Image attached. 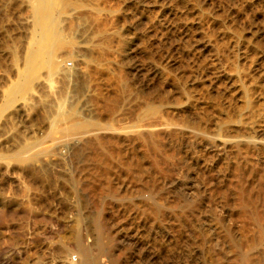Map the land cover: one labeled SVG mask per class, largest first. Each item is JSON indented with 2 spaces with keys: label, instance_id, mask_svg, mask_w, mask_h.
<instances>
[{
  "label": "rangeland",
  "instance_id": "rangeland-1",
  "mask_svg": "<svg viewBox=\"0 0 264 264\" xmlns=\"http://www.w3.org/2000/svg\"><path fill=\"white\" fill-rule=\"evenodd\" d=\"M32 2V0H0V111L2 112V114L0 112V264H55V262L56 264H61L60 261L62 259V261H64L67 256H70L69 258H66L68 261H72V259L75 261L77 254H66L62 251V248L67 242L69 243L71 241V244L73 240L75 242L79 235L85 236V233L88 235L83 237L84 243L86 242L89 244L88 242L91 241L92 243L96 240L97 232L93 229L96 225V218L98 219L99 217L105 220L106 224H104L103 227L106 231L109 229L107 232L112 233L111 236L113 237V240H110L106 236L103 237L105 247L107 243V249L110 246L114 249L113 254L109 252L111 248L109 250L106 249L101 258L102 263L115 264V261L119 258L120 260H117L119 261V264H172V258L170 255L171 246L169 243L171 225L169 221V210L167 207L169 199L173 197L174 194L184 195L191 189L192 191L194 189H200V191L203 192L205 191V188H210V185L212 187H218L221 184L224 187V185H227L232 181V178L234 179V177H232V171H234V157L232 153L223 152L218 146L220 144L219 141V143L217 141H212L215 143L212 144V137L213 139L218 137L221 138L224 134L225 137L230 135H240L245 137L248 134V136L253 137L254 135L257 139H262V141H264V0H67V2L70 3V8H68L67 11L68 13L75 9L76 11L78 10L77 12L74 11L75 15L73 16L76 20L72 18L73 21L70 26H63L65 29L64 33L66 32L64 34L65 38L69 37L68 41L66 40L69 46L61 50L59 49V51L56 52L53 64H57V68H55L56 66H53V68L51 66L49 68L44 67L37 69V75L34 74L36 76L34 82H31L29 90L22 93L17 92V95L15 94V87L19 86L18 83H24L25 75L27 73L26 60L29 52L28 50L33 47L30 45V42L33 43L31 40H33L34 37H32L34 27L30 14ZM183 4H185V6ZM85 7L87 8L85 9ZM96 8L98 11H96ZM101 8L104 9L102 10ZM90 9L93 10L90 11ZM201 12L202 15L199 17ZM94 13L99 16L104 15V17L102 16L101 18L107 20L108 27H106V30L108 28V34L113 33L112 36H115L112 40L114 41L113 44L111 42L110 51L106 53V55L108 54L107 56L98 55V53L92 52L91 50L92 44L94 41H97V33L95 32L97 26L95 25L94 20H91V15ZM192 37H195L194 40ZM123 44L126 46L124 47V50ZM158 45L160 46L157 47ZM76 46L77 48H75ZM256 48L257 50H255ZM215 49L217 51H215ZM95 57L99 58L101 62ZM159 58H161V60ZM159 60L161 61L160 63ZM186 63L190 65H187ZM162 65H165L167 68H164ZM156 66H158V68L161 67L162 69H157ZM50 68L51 70L54 69L52 70L53 72L49 70ZM153 68H156L157 70H154ZM189 68L191 69L189 70ZM160 70L164 72L165 75L167 74L166 79H168V81L166 80L167 83L164 81L166 86L165 84L161 86L163 80L159 81L161 85L157 82L158 80H155L157 77L154 76V72H161ZM182 72H185L187 75ZM168 73L170 76H168ZM192 73H195V76ZM179 74H181V77H179ZM184 74L187 77L184 76ZM236 75V80H241L240 82L243 83L241 84L238 81L239 83L237 82L234 86L229 83V80H234ZM241 75L243 76L241 77ZM173 77L178 79L176 80ZM123 78H125V81ZM181 78L183 80L190 79H188L189 83L187 82L190 86L186 83L185 88L189 89L192 87L189 89L190 91L192 90L191 93L188 92V90V97L185 98L186 95H184V99L179 96L181 93L178 94L177 92V89L179 88L177 85L181 83ZM193 79H197V82H190L193 81ZM174 82L177 83V88H175L176 86ZM244 84L246 89L249 88V94L246 90L247 95L251 94L249 98L255 103L250 104V106H253L248 109L250 110V119H248L250 124L248 123V120L246 124L245 119L243 120L242 118L243 122H245L243 123L245 127H242L244 125L241 127L238 125L239 127L232 126L234 129H231L232 123L230 122L233 121L234 116L241 119V117L239 118L241 114L239 112L242 110V114L245 112L247 113L245 107L247 108L248 105L245 106L247 103L244 104L245 99H243L245 98L243 95V90H245V86H243ZM202 85L203 87L206 86L205 89H203ZM241 85L243 86V89L241 88ZM195 86H198V89H196ZM193 87H195V89ZM164 91L167 94H165ZM12 94L13 96L17 95L16 100L15 97L14 99L12 98ZM115 94L117 95L113 96ZM190 94L192 95L190 96ZM110 95L113 97L121 95V97L119 96L118 98H115L116 100L118 99L117 101H113L114 103L118 102L116 105H113L112 102H110V106L108 105L109 107L113 106V108H116V111L112 108V111H115L113 112L115 115H112V120L109 122L103 120V122L101 118L105 116L106 111L108 112V109L105 108L104 104L106 103V100L107 104L109 103L108 101L112 97ZM193 96L195 98H192ZM242 96L243 98H241ZM9 97L15 101L12 102V100L11 105ZM155 98L157 100L159 98V100H162V103L160 102L161 105L160 103L158 104L159 100L157 101ZM197 98H199V100H197ZM115 99L113 98V100ZM148 99H150L149 102H147ZM166 100L168 105H163L167 104L166 102H163ZM75 101L77 102L76 104ZM246 101L248 100L246 99ZM8 102H10L9 105ZM63 103L65 105H72L74 103L77 106V110H79V115L82 114V116H80L81 119L93 120L99 123L95 126V129L93 127L91 128V131L89 130L90 132L88 131L89 133H85V136L90 133L93 134L96 130L94 133L101 132L103 133V136L109 135L115 140V142H117L115 144H118L117 146L119 148L116 145L114 146L116 147L114 154L120 153V157L116 156V158L114 155L112 163H109L110 165L108 166V170L112 171V173L111 171L108 173L110 178L109 181H111L110 183L114 184V186L116 185L115 188L117 194H110L109 197L104 198L105 200L102 199V202H99L100 200H98V196L95 195L96 193L98 194L100 185L98 186V183L95 184V186L97 185L96 189H99L96 190L93 188L97 191L96 192L95 190H91L93 185L90 184L93 179L92 174L96 173L94 169L98 170L96 163L86 159V157H83L82 159L80 157L77 158L76 155H71L70 152H67V147L65 148L66 144H68V146L71 144L72 147L73 142L76 143L77 140L80 139L79 136L84 138V135L63 138L64 136L60 131H56V133H58L57 135L55 132H53L55 135H49L51 130L50 125L54 122L57 115V107L59 108V106L64 105ZM151 103L155 105L157 104V110L161 106L159 111L163 109L162 113L166 110V116L164 113L162 115L166 118L169 117V119L172 118L171 120H177V122L174 123H180V121L183 122L188 117V122L196 123V125H198L197 128L200 124V127L205 131V137L199 136L200 138L203 137L202 139L199 137L191 138L189 134H187L186 137V134H180V136L166 141V148L164 147V144L163 147H161V149H163L161 150L162 152L159 150V154L157 155L156 153H158V151L154 152L149 147L148 150H146L147 148H143L144 144L140 142L138 136L136 137L137 133L135 131L138 130L136 128H139L142 125L145 118H142L141 121L140 116L143 115L142 117H145L146 113L143 112H146L147 107ZM169 103H172L173 106ZM187 103L191 106V103L196 104L192 107H189L190 105L188 104L187 107ZM184 104L185 108L188 109L183 108ZM174 105L177 106L174 107ZM179 105L182 106L181 108L183 109H181ZM164 106L169 107L164 108ZM171 107L175 108L174 112L176 111L177 113L175 112V114H173L174 112ZM176 107L179 108V111ZM182 110L187 114L183 113V115L186 116V119H183L185 116L183 117L181 113ZM192 111H194V114ZM232 112L235 115H233ZM169 113L171 116L168 115ZM178 113H180L181 116H179L180 114L177 115ZM226 113L229 114L231 119L233 116V119L231 120L229 119L230 117H228L226 120V117L228 116ZM178 116L180 117V120L178 119ZM193 117H196L197 120L200 121L198 122L195 120L196 118ZM115 118L117 120H114ZM202 118L204 121H202ZM222 118L225 122L220 121ZM238 119L236 121H238ZM135 124L139 126L137 127ZM226 124H228V128H226ZM223 125L225 129L224 127L222 129L224 130L220 128ZM131 127L132 129H130ZM246 127L248 128L245 129ZM102 129L104 130L102 131ZM248 129H250V131H248ZM219 130L221 132H218ZM219 134H222L221 137L218 136ZM52 136L55 137L51 140ZM209 138L210 141L208 140ZM140 143H142L143 146ZM52 145L57 147V149ZM28 146L29 148L31 146L30 149H32V151L28 149L29 151L27 153H30L28 155L26 153L27 150H25V153L23 152V154L26 155L24 156L22 154L23 157L21 156V158L25 157L24 159L19 158L20 160H17L16 157H13L16 156L14 154L23 151ZM15 149L17 150L13 151ZM43 149L45 150L43 151ZM168 151L170 155L168 154ZM145 152L147 153L145 154ZM61 153L66 157L64 158ZM165 154L168 155L166 156ZM263 154L264 150L253 152L249 161H251V164L253 165H261L260 167L264 168ZM153 155L157 157L158 161ZM192 156H194V158H192ZM253 156L254 158H252ZM223 160H225V162ZM241 162L243 163V161ZM242 163L240 165L244 167L245 163ZM153 165L158 166L156 168ZM158 171H160V173H158ZM199 175L200 177H198ZM88 176H91L90 178L92 179ZM202 176L204 177L202 178ZM193 186H196V188ZM147 187L150 188V190L154 187L153 191L151 190V194H153L152 200L157 201L162 199L163 206L160 208V214L157 217L158 219L153 217L155 215L153 212H150V207H148L151 206L153 202L147 201L140 196L139 191L141 189L145 190ZM175 190L178 191L176 192ZM118 192L120 194H118ZM151 194L150 196L152 197ZM166 197L168 198L166 199ZM217 197L218 196L215 198V202L218 203L217 206L222 207L223 203L221 202V199ZM146 204H148V206ZM218 209V213L221 214L220 208ZM98 214L100 216H98ZM163 219L166 220L164 221ZM75 226L77 227L75 228ZM87 229L89 231H87ZM137 241H140L144 245L143 250L135 247ZM112 243H114V245L108 246ZM168 248L170 249L168 250ZM60 249L65 253L62 254L64 257L61 256ZM68 261L65 260V262Z\"/></svg>",
  "mask_w": 264,
  "mask_h": 264
},
{
  "label": "bare ground",
  "instance_id": "bare-ground-1",
  "mask_svg": "<svg viewBox=\"0 0 264 264\" xmlns=\"http://www.w3.org/2000/svg\"><path fill=\"white\" fill-rule=\"evenodd\" d=\"M32 4H31V18H32V23H33V27H34V33L32 35L33 37V43L30 42L33 47L32 49L28 50V56H27V63H26V68H27V73L25 75V80H24V83L23 84H19V86H16L15 87V94H17V92H24V91H27L29 90L30 88V84L31 82L33 81L34 82V79H35V76L37 75L36 74V70L39 69V68H46V67H51L53 68V66L55 67L56 65H54L53 63V60H54V56H56V52L59 51V49H63L67 46H69V44L67 43L68 41V38H65V29L63 28V26H70V24L72 23V18H74L73 16L75 15V10L71 11V12H67L68 11V8H70V3L67 2V0H32ZM86 1V0H85ZM97 1V0H96ZM108 1V0H107ZM181 1V0H180ZM185 1V0H184ZM81 2V1H80ZM84 2V1H82ZM75 3V2H74ZM80 4V3H79ZM100 4V3H99ZM97 4V5H99ZM107 4V3H106ZM160 4V3H159ZM88 5V4H87ZM86 5V6H87ZM108 5V4H107ZM113 5V4H112ZM185 6V4H183ZM181 6V5H180ZM199 6V5H198ZM76 7V6H75ZM88 7V6H87ZM85 7V9L87 8ZM96 7V6H95ZM104 7V6H103ZM111 7V6H110ZM117 7V6H116ZM30 8V7H29ZM99 8V6H98ZM186 8V7H185ZM184 8V9H185ZM193 8V7H192ZM204 8V7H203ZM78 9V8H77ZM89 9V7H88ZM97 9V8H96ZM102 9V8H101ZM104 9V8H103ZM102 9V10H103ZM117 9V8H116ZM160 9V8H159ZM199 9V8H198ZM205 9V8H204ZM93 10V9H92ZM90 9V11H92ZM95 10V9H94ZM119 10V9H118ZM137 10V9H136ZM140 10V9H139ZM75 11V12H74ZM83 11V9H82ZM86 11V10H85ZM88 11V10H87ZM98 11V9L96 10ZM124 11V10H123ZM154 11V10H153ZM195 11V10H194ZM95 12V11H93ZM102 12V11H101ZM100 12V13H101ZM121 12V11H120ZM143 12V11H142ZM200 12V11H199ZM198 12V13H199ZM82 13V12H81ZM84 13V12H83ZM88 13V12H87ZM111 13V12H110ZM77 14V13H76ZM92 14V13H91ZM99 14V12H98ZM88 15V14H87ZM118 15V14H117ZM146 15V14H145ZM149 15V14H148ZM189 15V14H188ZM193 15V14H192ZM200 15H202V12L201 14H199V17ZM80 16V15H79ZM104 17V15H102ZM101 15H97L96 13H94L93 15H91V20H94V23L95 25L97 26V30H95V32L97 33V41L92 44V52H96L98 53V55L100 54L101 56L102 55H106V53H108L110 50V45H111V42L113 44L114 41L113 38H115V36L113 37L112 34H108L107 30H106V27L107 26V20L101 18L102 17ZM111 16V15H110ZM180 16V15H179ZM186 16V15H185ZM197 16V15H196ZM210 16V15H209ZM76 17V16H75ZM148 17V16H147ZM164 17V16H163ZM187 17V16H186ZM87 18V17H86ZM106 18V17H105ZM195 18V16H194ZM193 18V19H194ZM197 18V17H196ZM76 20V18H74ZM111 19V18H110ZM191 19V18H190ZM81 20V19H80ZM171 20V19H170ZM179 20V19H178ZM192 20V19H191ZM200 20V19H199ZM122 21V20H121ZM134 21V20H133ZM81 22V21H80ZM182 22V21H181ZM194 22V21H193ZM216 22V21H215ZM93 23V21H92ZM93 23V24H94ZM113 23V22H112ZM118 23V22H117ZM127 23V22H126ZM212 23V22H211ZM172 24V23H171ZM192 24V23H191ZM126 25V24H125ZM135 26V24H134ZM74 27V26H73ZM80 27V26H79ZM113 27V26H112ZM75 28V27H74ZM96 28V27H95ZM146 28V27H145ZM177 28V27H176ZM139 29V28H138ZM175 29V28H174ZM68 30V29H67ZM119 30V29H118ZM143 30V29H142ZM151 30V28H150ZM167 31V30H166ZM165 31V32H166ZM169 31V30H168ZM194 31V30H193ZM198 31V30H197ZM202 31V29H201ZM212 31V30H211ZM148 32V31H147ZM75 33V32H74ZM174 33V32H173ZM83 34V33H82ZM120 34V33H119ZM165 34V33H164ZM188 34V33H187ZM71 35V34H70ZM73 35V34H72ZM191 35V33H190ZM189 35V36H190ZM195 35V34H194ZM193 35V36H194ZM213 35V34H212ZM121 36V35H120ZM149 36V35H148ZM151 36V35H150ZM188 36V37H189ZM202 36V35H201ZM73 37V36H72ZM159 37V36H158ZM187 37V39H188ZM196 37V36H195ZM194 37V38H195ZM203 37V36H202ZM121 38V37H120ZM133 38V37H132ZM194 38L192 37V39L194 40ZM118 39V38H116ZM191 39V38H190ZM191 39V40H192ZM203 39V38H201ZM67 40V41H66ZM149 40V39H148ZM173 40V39H172ZM189 40V39H188ZM187 40V41H188ZM204 40V39H203ZM206 40V39H205ZM249 40V39H248ZM190 41V40H189ZM239 41V40H238ZM236 41V42H238ZM83 42V41H82ZM85 42V41H84ZM195 42V41H194ZM209 42V41H208ZM160 43V42H159ZM197 43V42H196ZM241 43V42H240ZM143 44V43H142ZM183 44V43H182ZM185 44V43H184ZM214 44V43H213ZM237 44V43H236ZM235 44V45H236ZM73 45V44H72ZM85 45V44H84ZM124 45V44H123ZM195 45V44H194ZM207 45V44H206ZM205 45V46H206ZM215 45V44H214ZM234 45V46H235ZM259 45V44H258ZM74 46V45H73ZM117 46V45H116ZM122 46V45H120ZM160 45H158L157 47H159ZM124 47H126L125 45L123 46V50H124ZM146 47V46H145ZM154 47V46H153ZM179 47V46H178ZM177 47V48H178ZM191 47V46H190ZM77 48V46L75 47ZM74 48V49H75ZM214 48V47H213ZM217 48V47H216ZM261 48V47H260ZM72 49V48H70ZM73 49V50H74ZM126 49V48H125ZM140 49V48H139ZM187 49V48H186ZM77 50V49H76ZM118 50V49H117ZM203 50V49H202ZM201 50V51H202ZM210 50V49H209ZM257 50V48L255 49ZM69 51V50H68ZM113 51V50H112ZM184 51V50H183ZM215 51H217L215 49ZM80 52V50H79ZM118 52V51H116ZM127 52V50H126ZM133 52V51H132ZM158 52V51H157ZM83 53V52H82ZM155 53V52H154ZM161 53V52H160ZM192 53V52H191ZM196 53V52H195ZM212 53H217V52H212ZM258 53V52H256ZM74 54V53H73ZM188 54V53H187ZM194 54V53H193ZM211 54V53H210ZM68 55V54H67ZM93 55V54H92ZM125 55V54H124ZM127 55V54H126ZM185 55V54H184ZM199 55V54H198ZM216 55V54H215ZM223 55V54H222ZM58 56V55H57ZM62 56V54H61ZM60 56V57H61ZM115 56V55H114ZM159 56V55H158ZM196 56V55H195ZM235 56V55H234ZM134 57V56H133ZM218 57V56H217ZM57 58V57H55ZM70 58V57H69ZM75 58V57H74ZM96 58V57H95ZM116 58V57H115ZM139 58V57H138ZM194 58V57H193ZM216 58V57H215ZM226 58V57H225ZM58 59V58H57ZM72 59V58H71ZM70 59V60H71ZM96 59H99V58H96ZM108 59V58H107ZM119 59V58H118ZM154 59V58H153ZM152 59V60H153ZM161 60V58H159ZM189 59V58H188ZM197 59V57H196ZM202 59V58H201ZM222 59V58H221ZM109 60V59H108ZM130 60V59H129ZM128 60V61H129ZM159 60V63L161 62ZM173 60V59H172ZM177 60V59H176ZM183 60V59H182ZM191 60V59H190ZM226 60V59H225ZM25 61V62H26ZM91 61V60H90ZM93 61V60H92ZM100 61V59H99ZM103 61V60H102ZM115 61V60H114ZM118 61V60H117ZM158 61V60H156ZM169 61V60H168ZM189 61V60H188ZM195 61V60H194ZM198 61V60H197ZM219 61V60H218ZM217 61V62H218ZM229 61V60H228ZM227 61V62H228ZM235 61V60H234ZM94 62H95V59H94ZM101 62V61H100ZM154 62V61H153ZM179 62V61H178ZM186 62V60H185ZM203 62V61H202ZM67 63V62H66ZM122 63V62H121ZM158 63V62H157ZM205 63V62H204ZM213 63V62H212ZM60 64V63H59ZM79 64V63H78ZM187 65H190L188 63H186ZM199 64V63H198ZM202 64V63H201ZM217 64V63H216ZM67 65V64H66ZM99 65V64H98ZM97 65V66H98ZM166 65V64H165ZM165 65H162L164 66V68H167L165 67ZM168 65V64H167ZM194 65V64H193ZM60 66V65H59ZM103 66V65H102ZM101 66V67H102ZM111 66V65H109ZM125 66V65H123ZM207 66V65H206ZM205 66V67H206ZM223 66V65H222ZM230 66V65H229ZM232 66V65H231ZM118 67V66H117ZM120 67V66H119ZM180 67V66H179ZM57 68V66L55 67ZM61 68V67H60ZM75 68V67H74ZM73 68V69H74ZM144 68V67H143ZM157 69H160L158 68V66H156ZM155 68V69H156ZM183 68V67H182ZM199 68V67H198ZM222 68V67H221ZM232 68V67H231ZM114 69V68H113ZM134 69V68H133ZM154 69V68H153ZM154 69V70H155ZM156 69V70H157ZM162 69V68H161ZM169 69V68H168ZM167 69V70H168ZM174 69V68H173ZM185 69V68H183ZM191 68H189L190 70ZM215 69V67H214ZM235 69V68H234ZM233 69V70H234ZM237 69V68H236ZM241 69V67H240ZM48 70V69H47ZM51 70V68L49 69ZM54 70V69H52ZM51 70V71H52ZM107 70V69H105ZM172 70V68H171ZM170 70V71H171ZM176 70V69H175ZM182 70V69H181ZM187 70V69H186ZM221 70V69H220ZM25 71V72H26ZM88 71V70H87ZM161 71V70H160ZM164 71V69H163ZM204 71V70H203ZM202 71V72H203ZM217 71V70H216ZM241 71V70H240ZM38 72V71H37ZM50 72V71H49ZM53 72V71H52ZM62 72V71H61ZM68 72V71H67ZM84 72V71H83ZM122 72V71H121ZM150 72V71H149ZM154 72V71H153ZM165 72V71H164ZM164 72H154V76L157 77V79L155 80H158L157 82L159 83V81L163 80L162 81V85L163 86L165 83L164 81L167 83L168 79H166V76L167 74L165 75ZM176 72V71H175ZM191 72V71H190ZM189 72V73H190ZM194 72V71H193ZM218 72V71H217ZM66 73V72H65ZM117 73V71H116ZM182 73H185V72H182ZM196 73V72H195ZM195 73H192L194 74L195 76ZM214 73V72H213ZM228 73V72H227ZM243 73V72H242ZM25 74V73H24ZM23 74V75H24ZM36 74V75H34ZM68 74V73H67ZM89 74V73H88ZM141 74V73H140ZM186 74V73H185ZM184 74V76H186ZM219 74V73H218ZM238 74V73H236ZM245 74V73H244ZM22 75V74H21ZM60 75V74H59ZM65 75V74H64ZM70 75V74H69ZM121 75V74H120ZM181 74H179V77ZM191 75V74H190ZM189 75V76H190ZM197 75V74H196ZM202 75V74H201ZM212 75V74H211ZM66 76V75H65ZM71 76V75H70ZM90 76V75H89ZM124 76V75H123ZM122 76V77H123ZM168 76L169 73H168ZM240 76V75H239ZM243 75H241L242 77ZM20 77V76H19ZM22 77V76H21ZM34 77V78H33ZM40 77V76H39ZM85 77V76H84ZM92 77V76H91ZM138 77V76H137ZM145 77V76H144ZM154 77V78H155ZM183 77V76H182ZM187 77V76H186ZM214 77V76H213ZM230 77V76H229ZM232 77V76H231ZM38 78V76H37ZM41 78V77H40ZM55 78V77H54ZM67 78V77H66ZM126 78V77H125ZM125 78L124 81H125ZM153 78V79H154ZM174 79H176L175 77H173ZM191 78V77H190ZM197 78V77H196ZM240 78V77H238ZM244 78V77H243ZM247 78V77H246ZM33 79V80H32ZM105 79V78H104ZM112 79V78H111ZM172 79V78H171ZM178 79V78H177ZM176 79V80H177ZM182 79V78H181ZM189 79V78H188ZM188 79H185V80H181V83L179 85H177L179 88L177 89V92L178 94L181 93V95H179L180 97H184V95H186L185 98L188 97L187 95V91L189 89L185 88L186 86V83L188 82ZM231 79V78H230ZM234 79V78H232ZM237 79V75H236V78L234 80H229V83H231V85H234L237 84V82L241 81V80H236ZM242 79V78H240ZM21 80V78H20ZM39 80V79H38ZM69 80V79H67ZM93 80V79H92ZM95 80V79H94ZM116 80V79H115ZM131 80V79H130ZM167 80V81H166ZM173 80V79H172ZM190 80V79H189ZM197 80V79H196ZM193 79V81H190V82H194L196 81ZM206 80V79H205ZM247 80V79H246ZM106 81V79H105ZM121 81V80H120ZM128 81V80H127ZM126 81V82H127ZM199 81V80H198ZM210 81V80H209ZM217 81V80H216ZM243 81V80H242ZM19 82V81H18ZM70 82V81H69ZM114 82V81H113ZM125 82V83H126ZM176 82V81H175ZM174 82V83H175ZM197 82V81H196ZM238 82V83H239ZM86 83V82H85ZM120 83V82H119ZM170 83V82H168ZM189 83V82H188ZM187 83L188 86H190L189 84ZM202 83V82H201ZM241 83V82H240ZM243 83V82H242ZM241 83V84H242ZM245 83V82H244ZM252 83V81H251ZM34 84V83H33ZM39 84V83H38ZM60 84V83H59ZM105 84V83H104ZM111 84V83H110ZM129 84V83H128ZM171 84V83H170ZM177 83H175V86H176ZM197 84V83H196ZM199 84V82H198ZM197 84V85H198ZM203 84V83H202ZM213 84V83H212ZM224 84V83H223ZM259 84V83H257ZM61 85V84H60ZM89 85V84H88ZM106 85V84H105ZM157 85V84H156ZM169 85V84H167ZM172 85V84H171ZM174 85V84H173ZM182 85V86H181ZM194 85V84H193ZM204 85V84H203ZM202 85V87H203ZM221 85V84H220ZM239 85V84H238ZM249 85V84H248ZM247 85V86H248ZM253 85V84H252ZM124 86V85H123ZM127 86V85H126ZM166 86V84H165ZM164 86V87H165ZM174 86V87H175ZM177 86L175 88H177ZM201 86V85H200ZM218 86V85H217ZM222 86V85H221ZM226 86V85H225ZM242 86V85H241ZM240 86V87H241ZM245 86V84L243 85ZM243 86L241 87L243 89ZM163 87V88H164ZM196 87V86H195ZM195 87H193L195 89ZM206 87V86H205ZM205 87H203V89H205ZM33 88V87H32ZM88 88V86H87ZM91 88V87H90ZM140 88V87H139ZM173 88V87H171ZM201 88V87H200ZM229 88V87H228ZM236 88V87H235ZM245 90L243 95L245 98H243V96L241 98L246 99L248 101H244V104L245 106H247V108L245 107V109H247V113L245 114H242V110L239 116V118L241 117V119H238V117L234 116V119H233V116H232V119L233 121H231L230 123H232L231 125V129H234L232 128L233 127H241L242 125H244L243 123V120L245 119L246 121V124H247V120L250 119V110H248L250 107V104L253 103V101L251 100V98H249L250 95H247V92L249 94V88L246 89V86L244 87ZM35 89V87H34ZM73 89V88H72ZM108 89V88H107ZM119 89V88H118ZM193 89V90H194ZM196 89H198V86L196 87ZM202 89V88H201ZM217 89V88H216ZM221 89V88H220ZM226 89V88H225ZM240 89V88H239ZM59 90V89H58ZM85 90V89H84ZM133 90V89H132ZM141 90V89H140ZM175 90V89H174ZM241 90V89H240ZM247 90V92H246ZM31 91V89H30ZM37 91V90H36ZM69 91V90H68ZM116 91V90H115ZM162 91V90H161ZM176 91V90H175ZM174 91V92H175ZM192 91V90H191ZM191 91L189 90L188 92L191 93ZM196 91V90H195ZM199 91V90H198ZM207 91V90H205ZM242 91V90H241ZM38 92V91H37ZM165 92V91H164ZM172 92V91H171ZM170 92V93H171ZM237 92V91H236ZM116 93V92H115ZM176 93V92H175ZM199 93V92H198ZM253 93V92H252ZM256 93V92H255ZM254 93V94H255ZM4 94V93H3ZM14 94V95H15ZM39 94V93H38ZM98 94V93H97ZM120 94V93H119ZM165 94H167L165 92ZM172 94V93H171ZM195 94V92H194ZM193 94V95H194ZM205 94V93H204ZM221 94V93H220ZM18 95V94H17ZM16 95V96H17ZM99 95V94H98ZM117 94L113 95V96H116ZM137 95V94H136ZM163 95V94H162ZM183 95V96H182ZM192 94H190L191 96ZM218 95V94H217ZM242 95V93H241ZM240 95V96H241ZM16 96H13L12 94V98L14 99L15 97V100H16ZM61 96V95H60ZM91 96V95H90ZM112 96V95H110ZM111 97L110 100L108 101L109 103L107 104V100L105 101L106 103L104 104L105 105V108L108 109V112L106 111L105 113V116L102 117V121L106 120V121H110L112 120V115L114 114L113 112H115L116 108H113L112 107H109L110 106V102L113 103V105L118 102H113V101H117L115 98H118L119 96L121 97V95H118V97ZM130 96V95H129ZM149 96V94H148ZM171 96V95H170ZM211 96V95H210ZM220 96V95H219ZM254 96V95H253ZM11 97V96H10ZM9 97V98H10ZM109 97V96H107ZM106 97V98H107ZM139 97V96H138ZM147 97V96H146ZM159 97V96H158ZM71 98V97H70ZM98 98V97H96ZM105 98V99H106ZM113 98L115 100H113ZM140 98V97H139ZM145 98V97H144ZM172 98V97H171ZM190 98V97H189ZM192 98H195L194 96ZM191 98V99H192ZM200 98V97H199ZM199 98H197V100H199ZM203 98V97H202ZM208 98V97H206ZM210 98V97H209ZM220 98V97H219ZM254 98V97H252ZM11 99V98H10ZM9 101L11 102L13 99H11ZM27 99V98H26ZM62 99V98H61ZM73 99V98H72ZM156 99V98H155ZM160 99V98H159ZM158 99V100H159ZM176 99V98H174ZM173 99V100H174ZM180 99V98H179ZM184 99V98H183ZM182 99V100H183ZM251 101H250V100ZM55 100V99H54ZM91 100V99H89ZM99 100V99H97ZM120 100V99H119ZM124 100V99H123ZM144 100V99H143ZM150 99H148L147 102H149ZM157 100V99H156ZM157 100V101H158ZM171 100V99H170ZM181 100V99H180ZM208 100V99H207ZM218 100H221V99H218ZM73 101V100H72ZM94 101V99H93ZM92 101V102H93ZM179 101V100H178ZM177 101V103H178ZM189 101V100H188ZM187 101V102H188ZM195 101V100H194ZM255 101V100H254ZM8 102V105L9 103ZM12 102H15L14 100ZM12 102L10 103V105L12 104ZM47 102V101H46ZM86 102V101H85ZM104 102V101H103ZM143 102V101H142ZM152 102V101H150ZM162 103V100H159L158 104L159 103ZM164 103L166 102L167 103V100L166 101H163ZM186 102V100H185ZM192 102V101H191ZM251 102V103H250ZM1 103V102H0ZM65 103V102H64ZM63 103V104H64ZM71 103V102H70ZM69 103V104H70ZM77 102L75 101V104ZM94 103V102H93ZM154 103V101H153ZM149 104V106L147 107V110L146 112H143V113H146L145 114V117H141V121H142V118L144 119L143 122H142V125L139 127V128H136L138 130H136L135 132L137 133L136 137L138 136L140 142V144H142L143 148L146 147L148 150V147L151 148L152 151L154 152H157V154H159V150H163L161 149V147H164L166 148V141H168L169 139H173L175 137H178L180 136V134H186L185 137L187 136V134H189V136L191 138H195V137H199V136H203L205 137V131H203V129L200 127L201 125L199 124V127L197 128L198 125H196V123H190L188 122V117L186 119V116L183 115V110H182V115L183 117L185 116V118L183 119H186L184 120L183 122L180 121V123H174V122H177V120L173 121L171 119H169V117H165V112L166 110L163 112L164 115H162V110H160V107L159 109L157 110L156 108V105L155 104ZM157 103V102H156ZM180 103V102H179ZM181 103H184V102H181ZM232 103V102H231ZM50 104V103H49ZM66 104V103H65ZM61 105L59 106V108L57 107V115L55 117V120L53 123H51L50 125V136L51 134L52 135H55L53 134V132L56 133V131H60L62 133V135L64 136L63 138H70V137H74L76 135H84L85 133H87L89 130L91 131L94 127V129L96 128L95 126L98 125L99 123L96 122V121H93V120H86V119H81L80 116H82V114L79 115V110H77V106L73 103L72 105ZM96 104V103H95ZM94 104V105H95ZM147 104V103H146ZM145 104V105H146ZM170 104V103H169ZM172 104V103H171ZM170 104V105H171ZM186 104V103H185ZM185 104H184V109H188V108H185ZM188 104L187 103V107H188ZM192 106L195 105L193 103H191ZM255 104V103H253ZM84 105V104H83ZM92 105V106H94ZM109 105V106H108ZM123 105V104H122ZM155 105V107H154ZM163 105H168L167 104H163ZM163 105H162V108H163ZM169 105V106H170ZM178 105V104H177ZM177 105H174L177 106ZM181 105V104H180ZM179 105V106H180ZM190 105V104H189ZM53 106V105H52ZM55 106V105H54ZM97 106V105H95ZM101 106V105H100ZM108 106V107H107ZM118 106V105H117ZM115 106V107H117ZM169 106H166L167 108ZM173 106V104H172ZM183 106V104H182ZM180 106V108L182 107ZM191 105L189 107H192ZM215 106V105H214ZM220 106V105H219ZM243 106V105H242ZM259 106V105H258ZM24 107V106H23ZM36 107V106H35ZM164 106V108H166ZM229 107V106H228ZM241 107V106H240ZM28 108V107H27ZM40 108V107H39ZM87 108V107H86ZM100 108V107H99ZM98 108V109H99ZM104 108V107H103ZM115 111H112L113 109ZM177 110L179 109L178 107H176ZM181 108V109H183ZM194 108V107H193ZM216 108V107H215ZM223 108V107H222ZM170 109V108H169ZM173 109V112L175 110V108H172ZM244 109V110H245ZM144 110V111H145ZM197 110V109H196ZM224 110V109H223ZM28 111V110H27ZM89 111V110H88ZM98 111V110H97ZM104 111V110H103ZM118 111V110H117ZM161 113H159V112ZM179 111V110H178ZM191 111V110H190ZM220 111V110H219ZM1 112V111H0ZM176 112V111H175ZM175 112L173 114H175ZM193 114H194V111H192ZM224 112V111H223ZM234 112V110H233ZM232 112V114H233ZM237 112V111H236ZM51 113V112H50ZM88 113V112H87ZM92 113V111H91ZM97 113V112H96ZM103 113V112H102ZM171 113V112H170ZM170 113L168 114L169 116ZM177 113V112H176ZM2 114V112H1ZM25 114V113H24ZM44 114V113H43ZM84 114V113H83ZM93 114V113H92ZM100 114V112H99ZM161 114V115H160ZM167 114V113H166ZM172 114V116H173ZM180 113H178L177 115H179ZM186 114V113H184ZM189 114V113H188ZM222 114V113H221ZM227 114V113H226ZM104 115V114H103ZM115 115V114H114ZM187 115V114H186ZM197 115V114H196ZM202 115V114H201ZM228 116L226 117V120L229 116V114H227ZM235 115V114H233ZM239 115V114H238ZM122 116V115H121ZM120 116V117H121ZM181 116V114L179 115ZM178 116V117H179ZM203 116V115H202ZM216 116V115H215ZM26 117V115H25ZM91 117V116H90ZM177 117V118H178ZM190 117V116H189ZM34 118V117H33ZM93 118V117H91ZM90 118V119H91ZM96 118V117H95ZM94 118V120H95ZM98 118V117H97ZM124 118V117H123ZM192 118V117H191ZM193 118H196V117H193ZM238 121H236L237 119ZM243 118V120H242ZM22 119V118H21ZM44 119V118H43ZM49 119V118H48ZM129 119V118H127ZM180 120V117L178 118ZM190 119V118H189ZM203 119V118H202ZM231 119V117L229 118ZM231 119V120H232ZM260 119V118H259ZM99 120V119H98ZM114 120H117L116 118ZM178 120V121H179ZM192 120V119H191ZM190 120V121H191ZM197 120V118L195 119ZM193 120V121H195ZM213 120V119H212ZM103 121V122H104ZM140 121V123H141ZM173 121V122H172ZM198 121V120H197ZM200 121V120H199ZM198 121V122H199ZM204 121V119L202 120ZM221 122L223 121V118L220 120ZM230 121V120H229ZM100 122V120H99ZM129 122V121H128ZM196 122V121H195ZM225 122V121H223ZM250 121L248 120V123ZM46 123V122H45ZM124 123V122H123ZM133 123H136V122H133ZM132 123V124H133ZM139 123V125H140ZM228 124H230L229 122H227ZM21 124V123H20ZM34 124V123H33ZM110 124V123H109ZM108 124V125H109ZM212 124V123H211ZM223 124V123H222ZM226 124V128L227 125ZM250 124V123H249ZM32 125V124H31ZM107 125V126H108ZM111 125V124H110ZM137 125V124H135ZM137 125V127L139 126ZM239 125V126H238ZM18 126V125H17ZM100 126V125H99ZM106 126V125H105ZM132 126V125H131ZM220 126V125H219ZM248 126V125H247ZM133 127V126H132ZM132 127L130 129H132ZM213 127V126H212ZM224 127V125L222 127H220L221 129ZM242 127H245L242 126ZM99 128V127H98ZM117 128V127H115ZM217 128V127H216ZM248 127H246L245 129H247ZM101 129V128H100ZM99 129V130H100ZM225 129V127H224ZM222 129V130H224ZM236 129V128H235ZM239 129V128H238ZM242 129V128H240ZM251 129V128H250ZM250 129H248V131H250ZM253 129V128H252ZM26 130V129H25ZM28 130V129H27ZM98 130V129H97ZM104 129H102L103 131ZM106 130V129H105ZM110 130V129H109ZM124 130V128H123ZM129 130V129H128ZM135 130V128H134ZM218 130V129H216ZM89 131V132H90ZM94 131V130H93ZM96 131V130H95ZM94 131V132H95ZM133 131V130H132ZM131 131V133H132ZM203 131V132H202ZM226 131V130H225ZM238 131V130H237ZM88 132V133H89ZM90 133V134H87V136L84 135V138H81L77 140L76 143L73 142L72 144V147H71V144L70 146H68V144L65 145V148L67 149V152L72 155H76L77 158H83V157H86V159L90 160V161H94L96 163V166L98 167V170L94 169L96 171L95 174H92V178H89L93 180H91V185L90 187H92V191L96 189V186L95 184L98 183V186H99V189H96V190H99L98 194L96 192H93V193H96L95 195H97L98 197V200H100L99 202H102V199L105 200L104 198L106 197H109L110 194H117V191H116V188L114 186V184H111L109 181V176H108V173H110L111 170H108V166L110 165L109 163H112V158L113 156L115 155L120 157V153L117 155V154H114L115 152V148L114 147L117 143L115 142V140L111 137V136H107V135H102L103 133ZM99 132V131H98ZM112 132V130H111ZM119 132V131H118ZM209 132V131H208ZM218 132H221L220 130ZM228 132V131H226ZM230 132V131H229ZM241 132V131H240ZM26 133V132H25ZM107 133V132H106ZM130 133V132H129ZM246 133V132H245ZM29 134V133H28ZM34 134V132H33ZM58 133H56L57 135ZM109 134V133H108ZM45 135V134H44ZM48 135V136H49ZM111 135V134H110ZM127 135V134H125ZM216 135V134H215ZM222 135V134H221ZM221 135L219 134L218 136L221 137ZM227 135V134H226ZM237 135V134H235ZM243 135V134H242ZM37 136V135H36ZM43 136V135H42ZM114 136V135H113ZM207 136V135H206ZM245 136V134H244ZM26 137V136H25ZM39 137V136H38ZM55 137V136H54ZM54 137L52 136L51 137V140L52 138L54 139ZM59 137V136H58ZM78 137V136H77ZM83 137V136H82ZM190 137H189V140H190ZM202 137V138H203ZM224 137V138H223ZM221 137V138H215L211 139V143L212 144H215L213 142H220V144L218 145L219 148L222 149L223 152H231L233 157H234V171H232V177H234V179L232 178V181H230L229 184L227 185H219L218 187H212L210 185V188H205V191L201 192L200 189L196 190L194 189L192 191L191 190H188L189 192H184L185 194L184 195H177V194H172L173 197H171L169 199V203L167 204L168 206V210H169V221H170V225H171V231H170V235H169V239H170V246H171V258H172V264H264V168L263 167H260L261 165H253L251 164V161H249V159L251 158V154H253V152H258L259 150H264V141L259 140L256 138V136L253 135V137L251 136H233V135H230V136H227L225 137V134L224 136ZM137 138V139H138ZM182 138V137H181ZM180 138V139H181ZM196 138V139H197ZM200 138V137H199ZM200 138V139H202ZM49 139V138H48ZM77 139V138H76ZM118 139V138H117ZM195 139V140H196ZM73 140V139H72ZM187 140V141H189ZM192 140V139H191ZM210 141V138L208 139ZM54 141V140H53ZM65 141V140H64ZM213 141V142H212ZM63 142V141H62ZM192 142V141H191ZM218 142V143H219ZM13 143V142H12ZM52 143V142H51ZM50 143V144H51ZM64 143V142H63ZM67 143V142H65ZM71 143V142H70ZM189 143V142H188ZM204 143V142H203ZM210 143V142H209ZM34 144V143H33ZM53 144V143H52ZM179 144V143H177ZM192 144V143H191ZM190 144V146H191ZM195 144V142H194ZM211 144V145H212ZM48 145V144H47ZM57 145V144H55ZM118 145V144H117ZM116 145V146H117ZM121 145V144H120ZM128 145V144H127ZM173 145V143H172ZM50 146V145H49ZM53 146V145H52ZM51 146V147H52ZM64 146V145H62ZM141 146V148H142ZM41 147V146H40ZM55 147V146H53ZM118 147V146H117ZM203 147V146H202ZM205 147V146H204ZM1 148V147H0ZM31 148V146H30ZM29 146L27 148H25L23 151H19L17 152L16 156H13L14 158L16 157V159L18 160L19 158L20 159H24V158H21L23 152L25 150L26 153L29 151L28 149H30ZM57 149V147H55ZM119 148V147H118ZM164 148V149H165ZM38 149V148H37ZM46 149V147H45ZM43 149V151L45 150ZM49 149V148H48ZM197 149V148H195ZM205 149V148H204ZM17 149L13 150V151H16ZM32 151V149H30ZM53 150V149H52ZM127 150V149H126ZM145 150V149H144ZM145 150V151H146ZM150 150V149H149ZM220 150V149H219ZM8 151V150H7ZM30 151V152H31ZM41 151V150H40ZM39 151V152H40ZM42 151V153H43ZM166 151V150H165ZM6 152V151H5ZM35 152V151H34ZM47 152V151H46ZM49 152H52V151H49ZM162 152V151H161ZM194 152V151H193ZM201 152V151H200ZM199 152V153H200ZM221 152V151H220ZM261 152V151H260ZM25 153V152H24ZM65 153V152H64ZM147 152H145L146 154ZM150 153H153V152H150ZM202 153V152H201ZM28 155L30 153H27ZM37 154V153H36ZM41 154V153H40ZM45 154V153H44ZM43 154V155H44ZM52 154V153H51ZM50 154V155H51ZM62 154V153H61ZM67 154V153H66ZM168 154H169V151H168ZM168 154H165L166 156ZM222 154V153H221ZM220 154V155H221ZM227 154V153H226ZM24 155V154H23ZM26 155V154H25ZM24 155V156H25ZM63 155V154H62ZM61 155V156H62ZM155 155V154H154ZM153 155V156H154ZM155 155V156H156ZM170 155V154H169ZM195 155V154H194ZM264 155V154H263ZM32 156V155H30ZM38 156V155H37ZM40 156V155H39ZM59 156V157H61ZM75 156V157H76ZM157 159V157H155ZM180 156V155H179ZM198 156V155H197ZM214 156V155H213ZM231 156V155H230ZM23 157V156H22ZM29 157V156H28ZM36 157V156H35ZM53 157V156H52ZM57 157V156H56ZM55 157V158H56ZM63 157L65 158L66 156L63 155ZM61 157V158H63ZM71 157V156H70ZM159 157V156H158ZM117 158V157H116ZM160 158V157H159ZM192 158H194V156H192ZM220 158H223V157H220ZM254 158V156L252 157ZM14 159V160H16ZM19 159V160H20ZM115 159V158H114ZM155 159V160H156ZM166 159V158H164ZM163 159V160H164ZM217 159V158H216ZM226 159V158H225ZM71 160V159H70ZM76 160V159H75ZM80 160V159H79ZM111 160V162H110ZM149 160V158H148ZM218 160V159H217ZM237 160V161H235ZM116 161V160H115ZM138 161V160H137ZM154 161V159H153ZM158 161V159H157ZM169 161V160H168ZM198 161V160H197ZM222 161V160H221ZM220 161V162H221ZM225 162V160H223ZM243 161V163H245L244 167L242 165H240ZM33 162V161H32ZM36 162V161H34ZM40 162V161H39ZM63 162V161H62ZM166 162V161H165ZM238 162H241V163H238ZM31 163V162H30ZM53 163V162H52ZM152 163V162H151ZM158 163V162H156ZM242 163V164H243ZM124 164V163H123ZM131 164V163H130ZM154 164V163H153ZM168 164V163H167ZM227 164V163H226ZM233 164V163H232ZM220 165V164H219ZM73 166V165H72ZM155 166V165H153ZM158 166V165H157ZM157 166H155L157 168ZM165 166V165H164ZM223 166V165H222ZM230 166V165H229ZM13 167V166H12ZM128 167V165H127ZM132 167V166H131ZM154 167V168H155ZM33 168V167H32ZM52 168V167H51ZM153 168V167H152ZM155 168V169H156ZM207 168V167H206ZM37 169V168H36ZM102 169V171H101ZM159 169V168H158ZM161 169V168H160ZM192 169V168H191ZM208 169V168H207ZM146 170V169H145ZM162 170V169H161ZM224 170V169H223ZM227 170V169H226ZM88 171V169H87ZM98 171V172H97ZM129 171V170H128ZM157 171V170H156ZM198 171V170H197ZM205 171V170H204ZM210 171V169H209ZM222 171V170H221ZM82 173V171H81ZM112 173V171H111ZM158 173H160V171H158ZM177 173V171H176ZM190 173V171H189ZM200 173V171H199ZM223 173V171H222ZM116 174V173H115ZM135 174V173H134ZM139 174V173H138ZM195 174V173H194ZM205 174V173H204ZM209 174V173H208ZM49 175V174H48ZM73 175V174H72ZM81 175V174H80ZM213 175V174H211ZM215 175V174H214ZM223 175V174H222ZM65 176V175H64ZM145 176V175H144ZM160 176V175H158ZM157 176V177H158ZM210 176V175H209ZM138 177V176H136ZM151 177V176H150ZM200 177V175L198 176ZM204 176H202L203 178ZM206 177V176H205ZM143 178V177H142ZM141 178V179H142ZM187 178V177H186ZM209 178V177H208ZM59 179V178H58ZM77 179V178H76ZM180 179V178H179ZM88 180V179H87ZM145 180V179H144ZM158 180V179H157ZM188 180V179H187ZM191 180V179H190ZM194 180V179H193ZM220 180V179H219ZM230 180V179H229ZM43 181V180H42ZM66 181V180H65ZM90 181V180H89ZM84 182V181H83ZM113 182V181H112ZM166 182V181H165ZM226 182V181H225ZM69 183V182H68ZM114 183V182H113ZM175 183V182H174ZM201 183V182H200ZM199 183V184H200ZM213 183V182H212ZM148 184V183H147ZM197 184V183H196ZM207 184V183H206ZM205 184V185H206ZM214 184V183H213ZM217 184V183H216ZM57 185V184H56ZM150 185V184H149ZM187 185V184H186ZM195 185V184H194ZM202 185V184H201ZM200 185V186H201ZM208 185V186H209ZM77 186V185H76ZM87 186V185H86ZM173 186V185H172ZM198 186V185H197ZM180 187V186H179ZM194 188H196V186H193ZM204 187V186H203ZM89 188V187H88ZM87 188V189H88ZM95 188V189H93ZM56 189V188H55ZM83 189V188H82ZM154 187L151 189L153 191ZM161 189V188H160ZM159 189V190H160ZM167 189V188H166ZM183 189V188H182ZM35 190V189H34ZM40 190V189H39ZM89 190V189H88ZM150 190V188L147 187V189H141L139 191L140 193V196L144 199H146L147 201H152V205L151 206H148V204H146L148 207H150L149 210L150 212H153V214L155 216L156 219H158L157 217L159 216L160 214V208L163 206V202H162V199H159L157 201H154L152 200L153 198V194L152 191ZM83 191V190H82ZM90 191V192H92ZM157 191V190H156ZM162 191V190H161ZM176 191V190H175ZM178 191V190H177ZM176 191V192H177ZM191 191V192H190ZM21 192V191H20ZM44 192V191H43ZM71 192V191H70ZM84 192V191H83ZM137 192V191H136ZM156 193V192H155ZM175 193V192H174ZM179 193V192H178ZM118 194H120L118 192ZM150 194L152 195V197L150 196ZM169 194V193H168ZM82 195V194H81ZM94 195V196H95ZM112 196V195H111ZM117 196V195H116ZM138 196V195H137ZM156 196V195H155ZM216 196H218L217 198L221 199V202L223 203V206L222 207H219L217 206L218 203H216ZM20 197V196H19ZM42 197V196H41ZM115 197V196H114ZM119 197V196H117ZM116 198V197H115ZM168 197H166L167 199ZM23 199V198H22ZM119 199V198H118ZM30 200V199H29ZM109 200V199H108ZM165 200V199H163ZM37 202V201H36ZM167 202V201H166ZM35 203V202H34ZM220 203V202H219ZM221 203V204H222ZM42 205V204H41ZM101 206V204H100ZM104 206H105V203H104ZM218 208H220L221 210V214H219L218 212ZM20 209V208H19ZM45 209V208H44ZM69 210V209H68ZM163 210V209H162ZM161 210V211H162ZM72 211V210H71ZM100 212V211H99ZM101 213V212H100ZM106 213V212H105ZM164 213V212H163ZM162 213V214H163ZM2 214V213H1ZM219 214V215H218ZM98 216H100L98 214ZM163 216V215H162ZM161 216V217H162ZM2 217V216H1ZM83 217V216H82ZM103 217V216H102ZM87 218V217H86ZM154 218V219H155ZM45 219V218H44ZM43 219V220H44ZM88 219V218H87ZM102 218H96L97 221H95L96 225L94 226V229L97 233V236H96V240H94L92 243L91 241L88 242L89 244H87L86 242L84 243V238L86 235L85 233V236L84 235H79L74 244L72 242L71 244V241L68 243H66L64 245V247L62 248V251L65 252L66 254H71V253H76L77 256H76V259L75 261L72 259V261H68V259L66 258H69L68 256L65 257V260L68 261V262H65L64 261H60L61 264H104L102 263L101 261V258H102V255L105 253L106 251V247H107V243H106V247H105V241L103 242V237H108L110 240H113V237L111 236L112 233L110 232H107L109 231V229H107V231L104 229L103 225L106 224L105 220H101ZM4 220V219H2ZM164 220V219H163ZM162 220V221H163ZM166 220V219H165ZM164 220V221H165ZM42 221V220H41ZM2 222V221H1ZM85 222V221H84ZM83 222V223H84ZM105 222V223H104ZM161 222V221H160ZM3 223V222H2ZM155 223V222H153ZM164 223V222H163ZM79 226V225H78ZM154 226V225H153ZM77 226H75L76 228ZM91 228V227H90ZM153 229V228H152ZM158 230V229H157ZM161 230V229H160ZM168 230V229H167ZM76 231V229H75ZM86 231V230H85ZM87 231H89L87 229ZM94 231V232H95ZM140 232V231H139ZM156 232V231H155ZM88 233V232H87ZM35 234V233H34ZM82 234V233H80ZM137 234V233H136ZM144 234V233H143ZM44 235V234H43ZM75 235V234H74ZM73 235V237H74ZM117 235V234H116ZM114 236V234H113ZM134 236V235H133ZM136 236V235H135ZM167 236V235H166ZM132 237V236H131ZM40 238V237H39ZM75 238V237H74ZM73 238V239H74ZM135 238V237H134ZM141 238V237H140ZM160 238V237H159ZM29 239V238H28ZM95 239V238H94ZM155 239V238H154ZM153 239V240H154ZM166 239V238H165ZM105 240V239H104ZM163 240V239H162ZM124 241V240H123ZM110 242V241H109ZM128 242V241H127ZM160 242V241H159ZM130 244V243H129ZM156 244V243H155ZM161 244V243H160ZM163 244V243H162ZM167 244V243H166ZM63 245V244H62ZM110 245H114V243L112 244H109L108 246ZM133 245V244H132ZM146 245V244H145ZM128 246V245H127ZM148 246V245H147ZM135 247L140 249V250H143L144 249V245L140 242V241H137L135 243ZM111 248V249H110ZM127 248V247H126ZM110 249V250H109ZM117 249V248H116ZM133 249V248H132ZM170 248H168L169 250ZM107 250H109V252L111 254L114 253V249H112V247L110 246ZM119 250V249H118ZM121 250V249H120ZM159 250V249H158ZM26 251V250H25ZM61 251V249H60ZM61 251V256H63L62 254H65ZM127 251V250H126ZM145 251V250H144ZM122 253V252H121ZM138 253V252H137ZM150 253V252H149ZM160 253V252H159ZM109 254V253H108ZM123 254V253H122ZM142 254V253H141ZM140 254V255H141ZM74 255V254H73ZM124 255V254H123ZM127 255V254H126ZM21 256V255H20ZM142 256V255H141ZM140 256V257H141ZM155 256V255H154ZM60 257V256H59ZM64 257V256H63ZM139 257V258H140ZM150 257V256H149ZM168 257V256H167ZM122 258V257H120ZM170 258V257H169ZM10 259V258H9ZM60 259V258H59ZM112 259V258H111ZM117 259V258H116ZM42 260V259H41ZM55 260V259H54ZM103 260V259H102ZM114 260V259H113ZM117 260H120L119 258ZM115 261V264H119V261ZM170 260V259H169ZM39 262V261H38ZM104 262V261H103ZM149 262V261H148ZM153 262V261H152ZM170 262V261H169ZM56 264V262H55ZM123 264V263H122Z\"/></svg>",
  "mask_w": 264,
  "mask_h": 264
}]
</instances>
